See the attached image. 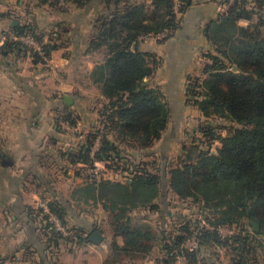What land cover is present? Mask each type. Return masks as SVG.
<instances>
[{
    "label": "trees",
    "instance_id": "obj_1",
    "mask_svg": "<svg viewBox=\"0 0 264 264\" xmlns=\"http://www.w3.org/2000/svg\"><path fill=\"white\" fill-rule=\"evenodd\" d=\"M36 1L54 4L57 0ZM223 1H230L227 10L210 20L204 29L214 52L207 54L209 62L202 65L201 76L189 80L185 87L186 103L192 102L206 120L200 126L206 144L218 141L219 146L213 152L193 143L185 151L186 157L168 170L169 189L181 200L201 203L206 211L204 224L198 222L192 227L184 224L176 234L167 236L155 232L146 222L126 219L138 207L157 209L154 201L160 193L159 172L136 168L125 182L110 179L86 182L74 191V196L86 202L88 199L100 202L113 213L112 252L105 264H116L121 255L145 257L155 246L163 251L160 261L164 264H172L178 258L187 264H204L203 254L208 250L217 251L213 253L216 257L219 250H225L233 264H260L256 251L264 249V241L257 238L264 235L263 22L260 18L245 26L238 23L251 19L254 11L246 7L251 0ZM253 2L255 7L263 4V0ZM106 3L109 10L96 19L95 34L89 43L92 49L104 51L103 60L89 74L104 97L100 111L102 128L93 132L86 150L69 153L70 160L86 165L119 156V143L110 140L109 133L142 148L163 135L170 108L161 89L147 81L157 61L152 54L140 51L137 43L148 34L174 30L177 14L186 6V0H181L177 9L174 0H152L149 5L129 0H106ZM20 36L32 37L47 55L56 46L50 38L44 42L29 21L10 26L2 51L27 49L24 42L15 39ZM33 56L40 58L36 52ZM213 118L235 126L226 128V135H222L217 126L209 124ZM95 140L98 147L90 157ZM47 208L49 212L38 207L30 208L28 213L42 218V229L47 235L62 237L63 232L49 220L51 213L65 226L62 208L55 201L47 202ZM252 222L258 225V230L251 233L248 228L253 227ZM222 227H236L237 231L222 235L219 231ZM117 236L122 238V245L117 244ZM191 238L193 246L186 247L185 242ZM40 263V260L32 262Z\"/></svg>",
    "mask_w": 264,
    "mask_h": 264
},
{
    "label": "rangeland",
    "instance_id": "obj_2",
    "mask_svg": "<svg viewBox=\"0 0 264 264\" xmlns=\"http://www.w3.org/2000/svg\"><path fill=\"white\" fill-rule=\"evenodd\" d=\"M247 6H250V4ZM31 9H33V6L28 0H21V4L16 6L15 12L11 14L12 17H9L15 24L11 23L0 34V41H2L0 45V146L1 148H7L13 142H25L33 143L34 146L47 147L48 149L73 148V152H78L82 148L86 150L90 137L95 133L94 131L102 128L101 120L103 118L100 111L104 99L96 95L94 89L83 87L79 93L84 94V101L78 105L76 110L70 111L63 105L56 106L50 100L52 96L59 97L74 92L72 90L74 84L84 86L90 81V76L86 75L84 73L85 68H82V64H85L86 59L81 58V61L78 60L76 68L59 66L60 60L51 58L52 50L47 55L41 44L30 36L15 37V39L24 42L27 49L2 51L5 34L9 32L10 26L27 22L28 18H33ZM36 30L39 29L36 28ZM38 33L40 34V31ZM44 42H48V39ZM33 52H36L40 58L35 59ZM202 61L203 58L195 61V67H198ZM15 70L20 75L25 76L24 84L28 86L26 90H29L28 93L32 97L39 93L42 95L47 94L48 100L41 106L28 107L27 102L30 103L28 97H23L20 91L13 86V73ZM197 76H201L200 69H194L192 73L185 76V84ZM151 77L147 80L148 84L153 85L154 82H159V76ZM171 100L176 105L173 107L172 119L174 120L168 124L161 138L149 147H139L126 140L117 139L113 133H109L108 138L119 143L117 149L119 156L116 159L95 161L94 164L83 167V169H81L82 167L78 169L66 165L56 169L51 164L46 167L43 173L47 178L48 186L41 187L40 195L32 197L29 191L38 188L28 185L27 189L29 191H26V193L28 192L26 199L33 200L32 198H35L34 209L38 207L45 209V207L47 208V202L50 201H55L62 208L65 226L60 225L61 229H58L63 232L62 237L47 235L42 229V218L40 216L34 217L36 237L39 244L32 247V249L25 247L0 254V264H32L34 260L41 261L43 258L57 260L62 257L69 261L78 260V257L86 258V249L82 244L80 246L77 244L81 242V238L82 240L88 238L95 230L102 233L104 237L100 243L108 245L109 240L113 238V213L104 209L100 202H86L83 199H78L76 197L78 195L74 196V191L83 183L91 182L94 179L128 181L132 169L136 168H146L151 173H160V193L155 199L157 209L149 210L148 207H138L130 211L126 219L128 218L133 223L146 222L155 232L166 233L167 236L176 234L179 226L184 224L191 227L198 222H200V225L204 224L203 217L206 211L201 203L181 200L169 189L168 170L171 166L177 165L179 160L186 157L185 151L191 149L193 143H196L198 148L211 149L215 152L219 142L212 141L208 145L206 144V138L200 130L201 124L206 120L201 114L196 116L194 112L196 108L192 102L181 106L180 99L171 98ZM26 113H30L31 117L27 122H23L22 116ZM179 113L183 117L178 116ZM13 115H17L15 116L16 121H11L10 118ZM208 122L212 126H217L222 135H226V128L235 126L220 118H213ZM28 130L35 133L34 136L36 134L42 136L45 133L44 138L41 140L37 138L23 140L14 138L19 132ZM13 132L15 135L12 138ZM91 145L90 150L94 152L98 147V140H95ZM207 146L208 148H206ZM1 174L0 177L3 180L0 181V202H6L13 195V190L5 186L7 170L5 169ZM23 190L25 189L23 188ZM2 208L3 206H0V225L3 223ZM235 228L222 227L219 231L222 235H228L237 231ZM248 229L251 233L256 232L253 227ZM89 232L90 235H88ZM257 238L261 242L264 241V235H259ZM193 244V238L185 242L186 247L193 246ZM159 249V246L155 247L151 252L152 254L150 253L148 259L145 260L152 259L150 256L153 258L161 256L162 258L164 253L163 251L158 252ZM216 252L212 250L204 251L203 258L206 260L204 264H233L231 255L227 254L225 250H219L218 257L213 254ZM256 256L259 257L260 264H264V249L257 248ZM135 257L138 258V256ZM122 259L124 260L125 257H122ZM177 260L179 261L177 264H187L182 258ZM195 264L202 263L196 262Z\"/></svg>",
    "mask_w": 264,
    "mask_h": 264
},
{
    "label": "crops",
    "instance_id": "obj_3",
    "mask_svg": "<svg viewBox=\"0 0 264 264\" xmlns=\"http://www.w3.org/2000/svg\"><path fill=\"white\" fill-rule=\"evenodd\" d=\"M129 1L133 3L144 2L149 5L152 0ZM251 1L250 6H247L248 9L251 8L254 11L251 19H241L238 23L245 26L250 23H256L261 18L264 31V0L261 7H255L253 0ZM28 2L33 6V9H31L33 18H28L27 22L31 21L39 29L38 31H40L44 41L50 38L56 44L51 51V58L53 60L59 59V66H72L75 68L78 65V60L81 61V58H85L86 61L85 64H82V68H85L84 73L89 76L93 67L104 58V51L102 49H92L89 43L95 34L96 19L109 10L106 0H83L81 3L78 0H57L54 4H39L36 0H28ZM229 3L230 1L225 2L223 0H186L185 8L177 14L178 24L174 30L155 35L148 34L139 39L137 48L140 51L152 54L157 61L151 76L160 77L158 78L159 82H154L153 85L161 89L169 105V123L174 120L172 119L173 107L176 106L171 98L180 99L181 106L187 104L185 99V76L192 73L194 69H200L202 73V65L209 62L207 54L214 52L213 46L204 34L206 24L225 12ZM20 4L21 0H0V34L7 26L9 27L11 23L13 24L9 17H12L11 14L15 12L16 6ZM52 35L53 37L51 38ZM1 43L2 41H0V45ZM200 58H203V61L198 67H195V61ZM13 74V86L20 91L23 97H28L30 101V103L27 102L28 107L41 106L48 100L47 94L42 95L39 93L32 97L28 93L29 90H26L28 86L24 84L25 76L20 75L16 70ZM72 87L74 92L63 94L59 97L52 96L50 99L52 104L56 106L63 105L70 111L78 109V105L84 101V94L79 93L83 87L94 89L96 95L104 99L98 85L91 80L84 86L74 84ZM194 112L196 116L200 114L197 108ZM30 115V113H26V115L22 116L25 120L23 122H27L31 117ZM15 116L17 115H13L10 118L11 121H16ZM178 116H182V114L179 113ZM14 135L13 132L12 138ZM34 135L35 133L28 130L19 132L14 138L22 140L37 138L41 140L44 138L45 133L42 136L40 134ZM73 151V148L48 149L47 147L34 146L33 143L25 142H13L7 148H1L0 146V171L3 173L5 169L7 170L5 186L13 190V195L6 202H0V206H3L1 209L3 223L0 225V254L25 247L32 249V247H36L39 244L36 237V225L33 214L28 213L30 208L34 209L36 202L35 198H32L33 200L26 199L27 187L28 185L37 187L38 189L28 191L32 197L39 196L40 188L48 186L47 178H45L43 172L50 164L56 169L62 166L65 167V165L78 169H80L79 167H82L81 169L88 167L89 165L82 162L70 160L69 153ZM90 157H93V151H90ZM1 173L0 175H2ZM2 180L0 177V181ZM89 201L92 200L88 199L87 202ZM88 235H90V232ZM113 238L109 240L108 245L106 243L94 244L89 241L88 236V241H81L77 244L78 246L82 244L84 249H86V258L78 257V260L74 261H69L62 257L57 260H46L43 258L40 264H105L106 258L112 252L110 243ZM115 240L118 245H122L123 241L120 236L115 237ZM38 250L40 249L38 248ZM158 252H161V250L159 249ZM149 255L138 258L122 256L125 257L124 260L120 256L116 264H164L160 261L161 256L154 258L150 256L152 259L146 261L145 259H148ZM177 263H179L178 260L172 264Z\"/></svg>",
    "mask_w": 264,
    "mask_h": 264
},
{
    "label": "water",
    "instance_id": "obj_4",
    "mask_svg": "<svg viewBox=\"0 0 264 264\" xmlns=\"http://www.w3.org/2000/svg\"><path fill=\"white\" fill-rule=\"evenodd\" d=\"M13 24H15V22H13ZM65 99H67V98L65 97ZM66 101L68 102V100H66ZM252 225H253L254 230L257 231L258 230V225L256 223H254V222H252ZM102 238H103L102 234L99 231L95 230L89 236V241H91L94 244H99L102 241Z\"/></svg>",
    "mask_w": 264,
    "mask_h": 264
},
{
    "label": "built area",
    "instance_id": "obj_5",
    "mask_svg": "<svg viewBox=\"0 0 264 264\" xmlns=\"http://www.w3.org/2000/svg\"><path fill=\"white\" fill-rule=\"evenodd\" d=\"M181 0H174V8L177 9L180 6ZM46 212H49L48 209L45 207L44 209ZM50 219L54 222L57 229H61V226L59 224V220L56 218L55 215L49 213Z\"/></svg>",
    "mask_w": 264,
    "mask_h": 264
}]
</instances>
